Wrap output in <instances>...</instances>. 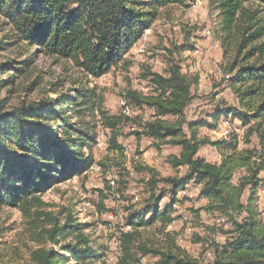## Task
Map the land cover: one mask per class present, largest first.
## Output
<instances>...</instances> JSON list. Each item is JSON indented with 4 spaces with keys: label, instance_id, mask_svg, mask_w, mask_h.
<instances>
[{
    "label": "trees",
    "instance_id": "16d2710c",
    "mask_svg": "<svg viewBox=\"0 0 264 264\" xmlns=\"http://www.w3.org/2000/svg\"><path fill=\"white\" fill-rule=\"evenodd\" d=\"M194 1L0 0V15L24 40L37 45L46 55L71 61L84 73L99 77L124 62V55L157 19L159 9L169 5L186 6ZM208 1L219 7L224 33L253 22L243 27L244 32H250L240 41L238 53L262 36L261 19L256 18V11L246 9L244 3L256 2L262 6L264 15V0ZM256 53H264V38L244 53L242 61ZM6 66L0 64V75ZM229 71L235 72L229 76L230 84L241 106L216 109L213 116L215 121L220 116L238 118L243 126L247 125L245 140L255 135L258 139L255 150L237 149L235 134L228 139L210 140L201 136L199 130L212 127L211 123L204 119L186 120L184 111L191 102V89L198 84V76L182 73L175 63L170 65L166 75L144 74L151 85L150 93L133 90L126 93L136 105L152 110L151 117L140 122V132L161 144L180 146L178 155L170 156L169 162L173 167H185L186 172L180 177L159 178L150 170L153 173L146 182L145 206L127 216L126 224L131 230L121 233L122 255L118 264H141V257L147 255L157 257L155 264H198L171 245L163 248L146 244L138 238L137 231L138 227L155 223L163 228L168 226L175 219L173 205L180 202L178 193L189 182L199 185V196L207 200L202 209L217 212L232 227L226 231L231 235L229 239L222 245L214 244V260L210 264H264V225L258 218L256 205L257 193L264 188V177H259V172L264 171V59L240 65L234 60ZM94 97L93 91L80 90L78 100L61 94L56 99L22 103L10 109L0 98V204L30 205L36 198L32 194L54 180L52 174L68 179L90 167L92 158L82 150L94 144L95 131L83 119L71 120L73 116L81 118L84 108L98 111L105 126L112 131L110 146L122 151L113 128L128 117L125 114L108 116L102 108V100ZM72 108L75 114L66 116ZM203 145L224 148L218 162H209L197 155ZM242 169L246 173L235 183L233 177ZM246 190L247 198L243 202ZM166 192H169V202L160 208ZM70 227L53 230L57 231L54 242L55 236L62 232L73 236V242L62 245L63 253L54 249L33 251L34 264H90L92 258H99L97 251L89 246L83 226L71 224ZM65 252L71 254L72 263H67Z\"/></svg>",
    "mask_w": 264,
    "mask_h": 264
},
{
    "label": "rangeland",
    "instance_id": "374dc122",
    "mask_svg": "<svg viewBox=\"0 0 264 264\" xmlns=\"http://www.w3.org/2000/svg\"><path fill=\"white\" fill-rule=\"evenodd\" d=\"M195 1L186 6L169 5L158 11L157 19L145 30L136 44L124 55V62L102 76L94 77L84 73L71 61L56 59L43 53L37 45H31L0 15V64L7 66L0 75V98L10 109L42 99H56L61 94L72 95L78 100L80 90L93 91L94 99L102 100V108L108 116L124 115L116 126V143L122 151L110 146L112 131L105 126L97 110L82 109L83 119L95 131V142L90 148H83L90 155V167L80 175L68 179L55 178L32 195L36 198L30 205L0 204V264H34L32 252L39 249H54L63 253L62 245L74 241L67 233L57 234L53 241L54 228L70 229L71 224L82 225V231L89 239V246L97 251L99 258H92L90 264H118L122 255L120 236L130 231L127 216L140 211L147 199L146 182L153 172L157 177H180L185 167H173L169 157L178 155L180 146L161 144L141 133L140 122L149 119L152 110L140 107L126 97L128 91L150 93L151 85L146 72L167 74L172 63L182 73L196 74L198 84L191 89L192 99L185 108L187 121L204 119L212 127H201L199 134L210 140L237 138V149H257L258 139L252 135L245 139V129L238 118L220 116L216 121V109L239 108L240 99L230 84L229 71L235 60L237 65L264 59V53H256L251 59L242 61L244 53L258 45L264 38V15L262 6L256 2L244 3L249 11H256L260 18L263 34L246 44L237 52L242 38L248 34L243 27L235 26L230 33H224L220 9L208 0ZM206 29L209 30L205 36ZM253 31V30H251ZM144 46V49L142 47ZM200 48H208L204 63L195 59ZM231 72V73H230ZM226 75V78L225 76ZM10 80V81H8ZM60 106L56 108V111ZM74 108L65 113L74 115ZM143 119V120H142ZM171 120L172 118L169 117ZM224 121H229L225 123ZM223 131L225 137H223ZM224 148L203 145L197 155L209 162H218ZM98 169H94L95 167ZM245 170L235 173L236 183ZM264 177V171L259 172ZM160 186H167L160 183ZM200 186L189 182L178 193L180 202L173 205L175 219L165 228L160 223L138 227V238L146 244L178 248L198 264H210L214 260V244L222 245L230 234L231 225L217 212L202 207L207 200L199 196ZM168 191V190H167ZM31 195V197H32ZM247 198V190L242 201ZM169 202V192L164 194L159 205ZM258 218L264 225V188L259 189L256 200ZM243 216L240 215L239 219ZM213 250V252H212ZM67 263H72L71 254L65 252ZM157 257L142 256L141 264H155Z\"/></svg>",
    "mask_w": 264,
    "mask_h": 264
},
{
    "label": "built area",
    "instance_id": "2783aa9c",
    "mask_svg": "<svg viewBox=\"0 0 264 264\" xmlns=\"http://www.w3.org/2000/svg\"><path fill=\"white\" fill-rule=\"evenodd\" d=\"M196 3H200V0H196ZM205 36H207L208 38H210V35H208V29H206V34H204ZM145 34H143L141 37H144ZM142 49H144V46L142 47ZM189 53L195 54V59L198 60V62H196V64H198L199 62L204 63L208 57L209 54V49L208 48H200L197 49V51H190ZM226 78V75H224ZM225 123H229V121H224ZM223 137H225L224 135V131H223Z\"/></svg>",
    "mask_w": 264,
    "mask_h": 264
},
{
    "label": "bare ground",
    "instance_id": "6f19581e",
    "mask_svg": "<svg viewBox=\"0 0 264 264\" xmlns=\"http://www.w3.org/2000/svg\"><path fill=\"white\" fill-rule=\"evenodd\" d=\"M208 33H209V30H208ZM99 167L97 166V167H95L94 169H98Z\"/></svg>",
    "mask_w": 264,
    "mask_h": 264
}]
</instances>
